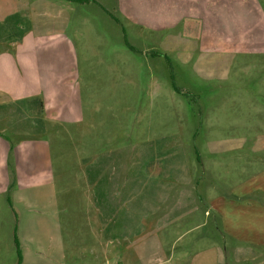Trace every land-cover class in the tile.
<instances>
[{
	"label": "rangeland",
	"instance_id": "1",
	"mask_svg": "<svg viewBox=\"0 0 264 264\" xmlns=\"http://www.w3.org/2000/svg\"><path fill=\"white\" fill-rule=\"evenodd\" d=\"M5 1L29 3L12 36L31 23L45 74H71L72 130L49 124L37 137L50 143L56 190L107 193L110 230L122 219L152 230L166 264H264V223L249 208L264 206V0ZM130 160L122 187L118 164ZM92 208L83 200L77 216ZM89 220L75 222L69 248L85 250L84 264L123 261ZM16 249L0 247V264H18Z\"/></svg>",
	"mask_w": 264,
	"mask_h": 264
},
{
	"label": "crops",
	"instance_id": "2",
	"mask_svg": "<svg viewBox=\"0 0 264 264\" xmlns=\"http://www.w3.org/2000/svg\"><path fill=\"white\" fill-rule=\"evenodd\" d=\"M19 4L0 0V43L16 40L13 52L10 51L13 49L11 47H0V227L4 226L10 231L9 238L1 235L0 247L17 248L18 264H84L85 250L74 254L68 241L74 237L76 221H86L89 226V219H93L100 224L99 235L104 244L109 245L115 238L117 246L123 248L125 258L123 261L117 260V264H166L170 255L161 252L163 247L159 240L155 237L149 239L152 230L146 227L142 230L140 223L124 226V219L121 222L117 220V227L110 230L105 202L107 193L78 195L56 190L50 143L45 138L37 137L44 136L46 130L50 129L49 124L58 127L67 125L68 130H72L77 120L78 101L74 97L75 91H71V74L64 71L58 73V70L55 74L49 67L45 74L47 66L43 58V45L41 47L37 31L29 33L31 23L21 28L18 37L12 36L13 27L18 28L16 22L23 18L21 8L29 5L21 3L17 6ZM44 16V12L37 11L31 21L36 23V19ZM56 55L58 59L54 62L59 64L62 55L59 51ZM67 68L69 71L71 67ZM9 133L19 138L12 141L8 138ZM9 154L12 163L9 168L14 169V175L10 178L7 171ZM118 168L121 169L117 172L120 178L117 184L123 187L134 180L129 170L133 168L132 160L119 163ZM244 184L247 185V182ZM260 185V196L264 199V177ZM248 186L242 189L244 194L255 192L253 187ZM130 195L127 193L126 200L134 199L129 198ZM83 200L93 207L91 212L89 209L86 211L90 212L89 219L77 216ZM125 206L126 203L123 210ZM234 207L240 209L239 206ZM249 208L250 214L261 216L264 223V206L258 210L250 204ZM141 232L148 235L143 243L139 238ZM126 239L131 242L123 244ZM143 253L145 256L142 257ZM1 259L2 255L0 262Z\"/></svg>",
	"mask_w": 264,
	"mask_h": 264
},
{
	"label": "trees",
	"instance_id": "3",
	"mask_svg": "<svg viewBox=\"0 0 264 264\" xmlns=\"http://www.w3.org/2000/svg\"><path fill=\"white\" fill-rule=\"evenodd\" d=\"M75 3H87V2H95V0H67Z\"/></svg>",
	"mask_w": 264,
	"mask_h": 264
}]
</instances>
